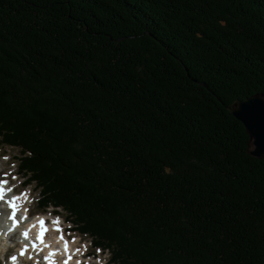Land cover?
Wrapping results in <instances>:
<instances>
[{
	"label": "trees",
	"instance_id": "1",
	"mask_svg": "<svg viewBox=\"0 0 264 264\" xmlns=\"http://www.w3.org/2000/svg\"><path fill=\"white\" fill-rule=\"evenodd\" d=\"M264 0H0V142L113 264H264Z\"/></svg>",
	"mask_w": 264,
	"mask_h": 264
},
{
	"label": "bare ground",
	"instance_id": "2",
	"mask_svg": "<svg viewBox=\"0 0 264 264\" xmlns=\"http://www.w3.org/2000/svg\"><path fill=\"white\" fill-rule=\"evenodd\" d=\"M3 169H5V166L2 167V170ZM2 170H0L1 178H3L4 176L7 178L11 177V172L3 173ZM21 185H22L21 182L14 184L13 189L17 190L18 188H20ZM4 189H5L4 199L0 200V204L5 203V207H2L0 205V227L3 225L4 218L7 216L10 219L12 213V209L9 207L8 202L12 200L13 197H19V199H17L15 203L18 205L19 212L23 213L24 215L22 216L20 213H16V218H17L16 226L20 228L23 233L27 231L28 236L34 240L33 246H29L25 244V251L21 250L20 254L18 255V257H16V259H19L20 255L23 253L28 258H33L37 260L39 264H64L65 261H67V264L80 263L82 258V253L86 249V248L81 249L80 247H82L85 243L80 241L78 246L76 244L78 243V241L76 242V240L74 241L69 237L68 235L69 233L65 232L69 225L63 224L60 218H53L52 220L51 217H49V220H51V222L48 223L47 222L48 216L44 213L43 215L37 214L31 218H27L26 214L28 212L33 213V210L31 209L30 205H32L34 208H37V205H33V201L29 200V197H27L25 193L12 194L5 187ZM40 218H43L45 222V228L47 229V231H45L44 233L43 241L38 239L39 235L37 233L40 230V225L38 223ZM10 222L13 223L11 219ZM19 231H20L19 229L15 231V237H18ZM2 236L4 239L3 241H5L6 238L5 234H3ZM66 242L70 244V249H68L65 252L61 250L59 247H55L61 244L64 245ZM0 244L2 245L4 243L1 242Z\"/></svg>",
	"mask_w": 264,
	"mask_h": 264
},
{
	"label": "rangeland",
	"instance_id": "3",
	"mask_svg": "<svg viewBox=\"0 0 264 264\" xmlns=\"http://www.w3.org/2000/svg\"><path fill=\"white\" fill-rule=\"evenodd\" d=\"M0 153L2 155L0 156V168L5 166V171L6 173L11 172V177L14 179V184L20 183L21 181L25 180L27 176L23 173H20V175H17L16 170L19 168V164L17 161V156L20 154L19 152V147H14V146H5L0 144ZM23 186V187H22ZM26 189L31 192L29 200L33 201V205L39 204V200L41 198V195L39 193V189L36 186L35 182L28 183V185H23L20 186V188ZM31 209L33 210V215L37 214L38 211H40V205L37 208H34L32 205H30ZM53 207L49 206L46 208L44 211L50 212ZM58 212L62 215V217L65 219L64 224L69 225L68 228L71 229L69 231L70 236L73 237L71 238L72 240L78 241L76 243L79 246L80 241L86 244V248L89 251V256L87 257V261L92 262V264H111L110 262V252L108 250H103L101 248H96L95 246L92 245L91 242V237H89L87 234L80 233L77 229L76 226L69 221V216H67V212L63 209H59ZM81 236H80V235ZM80 237V239H79ZM82 237V238H81ZM6 242V240H5ZM22 242V241H21ZM85 244L80 247L81 249H85ZM77 246V247H78ZM0 264H9L6 262L4 258V250H3V244L0 245ZM19 247H16L14 249L15 252H17ZM77 249V248H76ZM78 250V249H77ZM25 262H20V264H24Z\"/></svg>",
	"mask_w": 264,
	"mask_h": 264
},
{
	"label": "water",
	"instance_id": "4",
	"mask_svg": "<svg viewBox=\"0 0 264 264\" xmlns=\"http://www.w3.org/2000/svg\"><path fill=\"white\" fill-rule=\"evenodd\" d=\"M228 107L249 133L250 152L264 157V92H256L244 99L236 98Z\"/></svg>",
	"mask_w": 264,
	"mask_h": 264
},
{
	"label": "snow or ice",
	"instance_id": "5",
	"mask_svg": "<svg viewBox=\"0 0 264 264\" xmlns=\"http://www.w3.org/2000/svg\"><path fill=\"white\" fill-rule=\"evenodd\" d=\"M6 183H7V181H0V200L4 199V192H5L4 185ZM7 190L11 191L10 188L7 189ZM17 199H19V197H13V199L8 202L9 207L12 209V213H11L10 219L13 221V225H12L13 228H15L16 224H17L16 211H17L18 205L15 203V201ZM38 223L40 225V233H39L38 239L43 241L44 233H45V231H47V229L45 228V222H44L43 218H40ZM57 230H59V229H57ZM23 235H24L25 238H27L28 232L25 231L23 233ZM61 238H63V237H61ZM65 250H67V242L65 243ZM69 258H71V257H69ZM15 259H16V257L13 256L12 260H15ZM64 264H67V261H65Z\"/></svg>",
	"mask_w": 264,
	"mask_h": 264
}]
</instances>
